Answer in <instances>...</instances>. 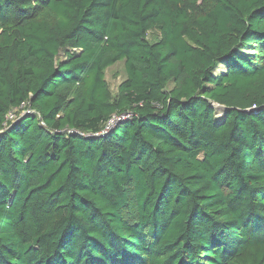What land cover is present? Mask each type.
<instances>
[{"label": "trees", "instance_id": "16d2710c", "mask_svg": "<svg viewBox=\"0 0 264 264\" xmlns=\"http://www.w3.org/2000/svg\"><path fill=\"white\" fill-rule=\"evenodd\" d=\"M0 264H264V0H0Z\"/></svg>", "mask_w": 264, "mask_h": 264}, {"label": "rangeland", "instance_id": "374dc122", "mask_svg": "<svg viewBox=\"0 0 264 264\" xmlns=\"http://www.w3.org/2000/svg\"><path fill=\"white\" fill-rule=\"evenodd\" d=\"M156 39L157 37L155 34H149V41L153 42V41H156ZM124 77H125V74H124L122 63L115 64L114 66L109 67L105 71V80L108 83L109 88L112 93L116 91L117 86L124 79ZM216 109H217L216 115L221 116L223 109L221 108H216ZM131 215H132V211L129 210L128 216H131Z\"/></svg>", "mask_w": 264, "mask_h": 264}, {"label": "built area", "instance_id": "2783aa9c", "mask_svg": "<svg viewBox=\"0 0 264 264\" xmlns=\"http://www.w3.org/2000/svg\"><path fill=\"white\" fill-rule=\"evenodd\" d=\"M12 118V117H11ZM127 116L123 115V116H114L107 124V128L106 130L108 131L109 129H111L116 123L126 119Z\"/></svg>", "mask_w": 264, "mask_h": 264}, {"label": "water", "instance_id": "95a60500", "mask_svg": "<svg viewBox=\"0 0 264 264\" xmlns=\"http://www.w3.org/2000/svg\"><path fill=\"white\" fill-rule=\"evenodd\" d=\"M215 107H218V105H215ZM221 108V107H220Z\"/></svg>", "mask_w": 264, "mask_h": 264}]
</instances>
